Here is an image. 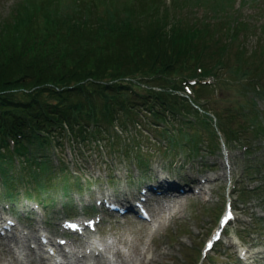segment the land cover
I'll list each match as a JSON object with an SVG mask.
<instances>
[{
	"label": "trees",
	"instance_id": "obj_1",
	"mask_svg": "<svg viewBox=\"0 0 264 264\" xmlns=\"http://www.w3.org/2000/svg\"><path fill=\"white\" fill-rule=\"evenodd\" d=\"M234 1L19 0L11 6L0 17V181L6 196L15 199L11 190L25 177L38 198L50 187L81 188L62 158L54 165L52 152L66 143L94 144L113 158L135 155L143 169L149 166L146 140L172 155L186 147L193 155L201 145L212 149L219 138L214 119L227 141L239 133L240 118L238 128L264 136L257 108L264 100V21L247 48L245 37L255 31L237 16L246 0L235 15L225 11ZM193 4L209 10L190 18ZM221 71L234 75L247 97L229 113L210 117L203 109L207 85L195 92L199 109L179 95L183 82L195 77L213 75L224 88Z\"/></svg>",
	"mask_w": 264,
	"mask_h": 264
},
{
	"label": "rangeland",
	"instance_id": "obj_2",
	"mask_svg": "<svg viewBox=\"0 0 264 264\" xmlns=\"http://www.w3.org/2000/svg\"><path fill=\"white\" fill-rule=\"evenodd\" d=\"M18 1L0 0V17L6 15L9 8ZM169 1L163 0L165 4ZM240 4V0H235L225 11H228L229 15L232 13L235 15ZM206 8L192 7L188 12L189 17L199 18L209 10ZM263 8L264 0H246L237 10V16L252 23V30L255 31L249 38L245 37L247 48L255 45L259 27L264 21ZM236 45L237 43H234V46ZM234 51L232 49V52ZM220 75L226 79L224 88L216 87L214 78L213 85L208 87L203 95L200 94L202 99L208 101V104L203 103L205 104L203 109L207 110L210 117L215 112L229 113L233 105L247 100L246 95L240 93L242 89L234 75L224 71H221ZM196 91L198 92V88ZM257 106L260 115L264 117V100L258 99ZM239 123H242L241 118L235 123L239 133L236 137L232 136L235 141L232 142L231 139L233 146L226 166L223 165L226 152L221 149V142L225 140L216 122H213V128L216 134L219 132L217 135L221 139L215 138L217 150L212 158L205 157L189 163L185 154L181 156L182 152L178 156L168 155L163 146H157L153 141L146 140L148 157L144 160L145 163H149V173L146 171L141 173L137 170L135 155L131 160L121 154H116L113 158L94 144H83L84 146L74 148L66 146L64 150L56 149L51 154L55 161L54 165H57V159L62 158L69 172L81 179L84 185L82 189L75 187L73 191H69V202L64 199L62 188H47L43 191V195L49 199L47 204L45 198L34 199L46 204L42 209H36L37 201L26 199L30 192L35 191V183L28 182L27 177L24 184H17L15 189L11 190L12 195L15 196L14 202L8 201L10 199L5 196L8 192L1 190L0 185V216L3 217L4 213L8 215V209L12 210L19 222L28 228L31 238L25 242L0 238V264H49L41 250H32L30 247L31 243L35 245L38 242V230L47 229L54 237L61 236V222L69 217L84 218L93 214H85L86 209L83 210L81 207L89 196L94 200L107 196L116 199L136 198L139 187L145 183L159 182L162 179H169L175 183H191L192 177L196 185L198 178L208 176L216 179L208 181L199 194L188 193L185 196L175 197L165 192L162 196L153 197L151 222L107 217L99 225V232L93 233V238L90 239L100 242L102 249L101 255L97 258L93 257L91 262L96 264H212L215 262L242 264L236 260V256L240 247L246 245L249 247L247 263L264 264V189L258 196L257 193L247 194V203L234 202L238 219L228 226L221 241L214 246L205 260L201 261L198 257L202 241L215 228L217 217L223 211L227 197L226 189L233 187L234 183L237 185V191L233 194L235 199L242 195L243 188L250 187L254 177L260 187H263L264 139L253 138L245 128L237 127ZM239 142H248L253 147L252 162H247V157L242 156L238 148ZM201 148L206 150L203 145ZM188 149L186 147V150ZM248 166L255 168L250 176L243 172ZM145 168L147 170V165ZM256 171L258 172L253 175ZM85 181L89 186L85 185ZM34 194L37 196L36 192ZM85 240L89 239L85 238L83 242ZM90 240L87 244L91 243Z\"/></svg>",
	"mask_w": 264,
	"mask_h": 264
}]
</instances>
